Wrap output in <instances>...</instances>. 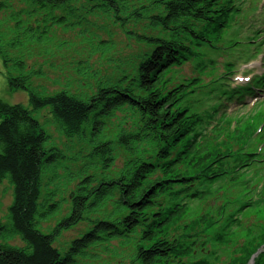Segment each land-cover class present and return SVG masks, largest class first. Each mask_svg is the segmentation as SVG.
Here are the masks:
<instances>
[{
    "label": "trees",
    "instance_id": "trees-1",
    "mask_svg": "<svg viewBox=\"0 0 264 264\" xmlns=\"http://www.w3.org/2000/svg\"><path fill=\"white\" fill-rule=\"evenodd\" d=\"M244 1L0 0V56L8 86L26 91L31 107L0 101V183L8 180L13 190L9 224L0 221V264H98L101 258L95 251L111 254L108 247L114 242L133 245L134 254L115 257L109 264H212L220 257L217 250L207 257L201 250L231 243L234 234L226 209L217 220L207 214L189 218V205L205 201L215 183L222 186L223 180L240 178L263 160L250 148L256 134L252 125L247 128L249 143L239 150L231 145L216 149L204 131L229 112L227 103L243 102L264 89V74L236 89L222 82L223 93L205 110L199 98L192 97L201 96L202 81L179 80L172 72L190 61H198L202 72L216 68L210 56L218 52H231L233 58L246 47L264 49V36H256L261 31L252 40L230 30L233 19L242 16ZM94 21L103 24L109 38L103 40L96 30L91 33L98 39V61L106 71H94L88 60L77 66L71 62L67 84L54 82L57 89L49 92L41 81L48 79L46 68L55 65L34 61L35 47L49 43L59 29L86 35ZM109 26L138 50L114 60ZM259 28L264 31V21ZM229 68H235L234 62ZM71 83H77V89ZM44 109L51 112L61 135L77 143L79 155L84 149L87 157L99 159L96 165L85 164L87 169L69 181L76 185L64 212L66 200H56L54 187L59 167H64V159L79 164L83 156L69 158L60 147H47L53 137L33 115ZM120 116L131 121L121 123ZM120 157L123 167L117 171ZM250 185L245 193H253ZM257 200L256 195L244 199L242 209L255 208ZM58 211L63 214L54 227L42 232L38 218L46 220ZM220 217L227 220L221 226L227 231L205 233L202 225L212 226ZM81 224L86 225L82 236L61 252L57 239ZM177 227L185 237L171 235ZM262 227L242 230L244 245L232 250L225 263L249 264L261 250L254 264H264ZM8 235L24 245L2 243Z\"/></svg>",
    "mask_w": 264,
    "mask_h": 264
},
{
    "label": "rangeland",
    "instance_id": "rangeland-1",
    "mask_svg": "<svg viewBox=\"0 0 264 264\" xmlns=\"http://www.w3.org/2000/svg\"><path fill=\"white\" fill-rule=\"evenodd\" d=\"M240 7H242V16L235 17L230 24V30L234 29L232 30L233 35L243 39L251 38L252 40H256L254 33L261 31L256 36H264V31L259 28L263 25L264 21V0H245L243 6L240 5ZM102 26L103 24L101 22L94 21V25H90L87 28L88 34L86 35H81L80 32L75 29L67 31L59 29L55 31V35L49 43L38 48L35 47V56L33 57L34 61L40 63L44 60H48L49 63L55 65V68H46L48 79L41 81L49 92L57 89L54 82L58 81L60 82V85L67 84L65 78L72 75V68L70 67L71 62L77 66L78 61L88 60L91 63L92 68H94V71H106L107 67L103 66L98 61L100 57V48H98L97 44L98 39L97 37H91V33L96 30L99 31V37H102L103 40H108V35L105 31H103L101 28ZM110 29L114 34L112 37L114 45L111 46L112 49L109 54L112 55L114 60H123L126 56L131 55L132 52L138 50V47L133 46V42L127 41L125 34H123L119 29L114 27H110ZM257 48L258 50L256 49L255 51V49L248 50L246 47L243 51L238 52L233 58L230 56L231 52H218L216 56L214 54L210 56L215 60L216 68H209V71L207 70L202 72L197 67L198 61H190L183 67L173 71L172 75H177L179 80H201L202 84L198 87V94L201 96L192 95V97H198L199 103H203L204 108H206L205 110H209L208 105L211 104L210 102L215 100L217 101L218 94L223 93L221 90L222 88H220L222 82H229L232 85V89H236V86L240 85L239 87H241L250 84L254 80L255 76H262L264 74V49L262 46H258ZM230 62H234L235 68H229ZM209 65L210 64H208V66ZM71 84L75 89H77V83ZM41 90L44 93L46 92L43 89ZM205 97L210 99L206 100L204 99ZM0 101L9 105L19 104L27 109H31L29 95L26 91H12L9 88L6 69L3 65L1 56ZM227 106L229 112L224 113L218 121L211 123L205 129L204 133L207 132L209 134L207 140H211L216 149L223 148L224 145H231L234 147V150H239L243 148L245 144L249 143V140L247 139L249 137V131L247 128L252 125L256 134L250 142V148L257 152V154H261L257 158L262 159L263 161L257 163V165L253 166L250 170L243 171L240 178L235 180H223L222 186L220 183H215L210 187L209 190L211 194L205 201L202 203L192 202L189 205L190 209L188 211V215L186 216H190L189 218L207 214L213 215L212 219L217 220L221 213L225 212L222 208L226 209V219L228 216V221L231 222L228 224V227L230 226L229 231L230 234H234V237L231 239L230 244L229 242L228 244H223L221 248L211 244L213 247L209 246V248L207 247L206 249L201 250V254H203L202 256L205 257L209 256L211 254L210 252L213 250H217L219 255L221 254L217 260L213 259V261H211L214 262L216 260L212 264H220L222 262L223 264H227L230 262V259L234 254L232 253V250L240 249L244 245L243 242L246 241L242 230L245 228L259 230L260 227L264 226V90L262 88L261 91L254 95L248 94V98L243 102L234 101L232 103H227ZM33 115L53 137L47 144V147H60L65 156L69 158L83 156L82 159H79L81 162L79 164L75 161L64 159L62 160L64 167H59L60 178L55 180L54 187L57 191L56 200H66L63 202L62 211L64 212L70 205V201H67L66 198L69 197V194L73 191V188L76 185V183L70 184L69 181L77 179L80 172L87 169L85 164L87 165L91 163L96 165L99 159L97 157H94V159L87 157L89 151L84 149V152H81L79 155V147L77 146V143L71 142L61 135L54 124L53 116L49 109H44L34 113ZM125 118L126 117L120 116L117 120H122L121 123L131 121L128 120V118ZM219 131L223 134L218 133V135L217 132ZM123 161L124 159L120 157L116 165L117 171H120L123 167ZM97 167H99V165H97ZM92 168H94V166H92ZM114 173L115 172H112L111 174L114 175ZM71 176L73 178H71ZM248 184H251L253 186L252 188H254V191L251 194L245 193V186ZM255 195L258 200L254 203L259 202L258 206L255 208L248 207L247 209H242V201ZM12 198L13 190L11 184L8 180H3L0 183V221L4 224H9V207L12 203ZM220 211L221 213H219ZM59 212L60 211L51 215L46 220L39 217L38 220L40 221V224L38 225V228L44 233L51 230L60 218L59 216L63 214V212H61V214ZM234 214L236 215L235 218L237 221H232L230 219V216ZM226 219H222V217H220L216 223L209 221V223L212 222V226L207 224L205 226L202 225V228L207 234L224 233L227 229L223 228L222 230L221 226L227 223ZM181 228L182 227H177L176 229H172L171 235L177 237L181 235V237H185ZM85 229L86 225L81 224L77 228L63 233L62 236L57 239L56 246L61 250V252H63L68 248L73 239L82 236ZM205 233L201 234H203L208 241L209 237H207ZM240 234H242V236ZM189 240L190 238L185 239V241ZM1 242H9L8 244L12 246L24 245L18 237L9 235L1 239ZM108 248L112 249L110 252L111 254H105V252L100 251V249L95 251V253L99 255V258H101V260L98 261V264H109L113 262L112 260H115V257L128 259L134 254L133 245L129 244L122 245L120 242H114L113 244H110Z\"/></svg>",
    "mask_w": 264,
    "mask_h": 264
},
{
    "label": "water",
    "instance_id": "water-1",
    "mask_svg": "<svg viewBox=\"0 0 264 264\" xmlns=\"http://www.w3.org/2000/svg\"><path fill=\"white\" fill-rule=\"evenodd\" d=\"M257 255H258V252H257V254L255 256H257ZM254 257L251 259L250 264H254Z\"/></svg>",
    "mask_w": 264,
    "mask_h": 264
}]
</instances>
